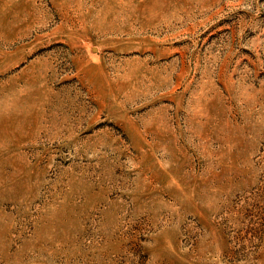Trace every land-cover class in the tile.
I'll return each instance as SVG.
<instances>
[{
  "label": "rangeland",
  "instance_id": "1",
  "mask_svg": "<svg viewBox=\"0 0 264 264\" xmlns=\"http://www.w3.org/2000/svg\"><path fill=\"white\" fill-rule=\"evenodd\" d=\"M0 264H264V0H0Z\"/></svg>",
  "mask_w": 264,
  "mask_h": 264
}]
</instances>
